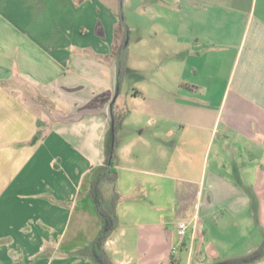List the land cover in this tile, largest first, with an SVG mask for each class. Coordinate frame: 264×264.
<instances>
[{
  "label": "crops",
  "instance_id": "crops-1",
  "mask_svg": "<svg viewBox=\"0 0 264 264\" xmlns=\"http://www.w3.org/2000/svg\"><path fill=\"white\" fill-rule=\"evenodd\" d=\"M137 6L127 63L143 77L117 95L120 0H0V264H93L76 251L101 228L90 186L105 160L112 100L129 108L119 177L104 187L118 194L120 226L106 243L113 264H216L259 245L264 222L259 214L254 230L258 194L248 188L261 159L253 151L264 150V0ZM23 117L26 137L10 138L5 128ZM217 210L253 236L239 241L235 224L231 235L208 237L202 219ZM180 213L190 216L182 240Z\"/></svg>",
  "mask_w": 264,
  "mask_h": 264
},
{
  "label": "trees",
  "instance_id": "trees-1",
  "mask_svg": "<svg viewBox=\"0 0 264 264\" xmlns=\"http://www.w3.org/2000/svg\"><path fill=\"white\" fill-rule=\"evenodd\" d=\"M122 6L123 0H120V25L124 29L126 37L115 52L117 86L119 87L118 95L121 93V85L127 73L132 72L139 79L143 77L142 72L130 68L127 63L129 52L126 41L130 38V32L124 19ZM128 113L129 108H121L116 100H112L110 106V128L105 137V160L94 169L91 175L90 197L101 220V228L97 236L88 245L77 250L76 253L90 259L93 264H113L111 255L106 249V243L120 226L118 194L115 191L106 193L104 187L107 184H116L119 177L115 151L119 142V131ZM114 133V147H112ZM260 237V243L254 251L244 256L225 259L216 264H255L264 258V228L262 227H260Z\"/></svg>",
  "mask_w": 264,
  "mask_h": 264
},
{
  "label": "rangeland",
  "instance_id": "rangeland-1",
  "mask_svg": "<svg viewBox=\"0 0 264 264\" xmlns=\"http://www.w3.org/2000/svg\"><path fill=\"white\" fill-rule=\"evenodd\" d=\"M145 1V5L148 4L149 1L152 0H144ZM139 2V0H131V2L127 5H123L122 6V12L124 15V19L126 24H128V19L130 21H132V23H137L139 17H140V13H139V8L137 6V3ZM146 7V6H145ZM149 14V13H147ZM146 16V15H145ZM136 32L134 33V35H136ZM135 50H133V59H135ZM131 58V60H132ZM228 61L226 60L224 63V73L226 74L227 72V68L229 67L228 65ZM140 81L139 78H137V76L135 74H133L132 72L127 73V75L125 76L124 81L122 82L121 85V89H122V94L125 95L127 94L128 91H131L133 88H135L137 86V82ZM223 91V88L221 85H219L216 89H215V97L219 98L220 93ZM35 94V92L33 91V95ZM2 95V94H1ZM40 104V103H39ZM42 105H44L45 108H47L48 110H51V105L49 103H42ZM40 108V107H39ZM45 108H41L40 111V116L41 118H45V114H46V109ZM5 110H3L1 108L0 111V128L2 131V126L3 124L6 123L7 121V117H3L4 115H6V112H3ZM132 118H130L127 122H126V130H127V134L129 135V133H133L134 129H135V125L133 124V121L131 120ZM28 118L27 117H23L21 120H17V124H16V129H13L11 124L9 125V127L5 128L6 132H9L10 138L12 137V131L13 130H17L19 131L20 135H17V138H19L18 140L26 137L27 134V129L28 126L27 125H23L22 121H27ZM147 133H150L151 131V127L149 126V129L146 130ZM2 136V135H1ZM219 137H221V134H218ZM1 141V140H0ZM239 141L241 143L246 142L244 139ZM246 145V144H244ZM11 153V151H9ZM255 153V155L257 156L256 158L258 159L259 157L261 158L260 160H257V163L255 164V166L252 169V172L250 173L251 175L249 176V179H251V183H250V187L248 188L250 192H254L257 193V197L256 199L253 201L256 202V204L251 205V213L253 215V219H252V226L254 227V230L256 229V225H258L257 220L260 214L261 220L264 222V150H261V148H259V146L257 145L255 150L253 151ZM261 155V156H260ZM0 178L3 177V173L2 171L7 169V167L3 166L4 161H7V150H5L4 152H0ZM16 162H19V158L17 157ZM18 169V168H16ZM2 180V179H1ZM0 180V181H1ZM259 196V197H258ZM252 201V202H253ZM257 207V208H256ZM259 210V211H258ZM174 218H176V220L178 221V223L180 222V220L185 221L186 223H188V218H190V216H188L185 213H180L176 216H174ZM256 222V223H255ZM235 224H238L239 227L237 229V233L239 235V241L241 242H245L248 239L251 238V236H253V231L248 230V228H243V225L241 223L240 220H238L237 218L235 219V217L230 213L227 212L226 210H217L214 213H212L210 216H205L202 219V223L201 225L204 226L205 228H207L208 230V237H212L213 230H219L221 232H224L225 234H229L231 235L234 231L233 229H235ZM253 230V229H252ZM243 244V243H242ZM241 247V246H240ZM177 246H176V252H177ZM232 249H238V248H232ZM187 251L186 250H181L179 255L180 256H186Z\"/></svg>",
  "mask_w": 264,
  "mask_h": 264
},
{
  "label": "built area",
  "instance_id": "built-area-1",
  "mask_svg": "<svg viewBox=\"0 0 264 264\" xmlns=\"http://www.w3.org/2000/svg\"><path fill=\"white\" fill-rule=\"evenodd\" d=\"M189 229V224L186 223L185 221H180L178 223V235L180 237V239H184L185 236L187 235ZM173 252H176V247L173 249Z\"/></svg>",
  "mask_w": 264,
  "mask_h": 264
},
{
  "label": "water",
  "instance_id": "water-1",
  "mask_svg": "<svg viewBox=\"0 0 264 264\" xmlns=\"http://www.w3.org/2000/svg\"><path fill=\"white\" fill-rule=\"evenodd\" d=\"M119 93V88H117V95ZM113 132H114V129H113ZM114 138H115V133L113 134V143H112V147H114Z\"/></svg>",
  "mask_w": 264,
  "mask_h": 264
}]
</instances>
